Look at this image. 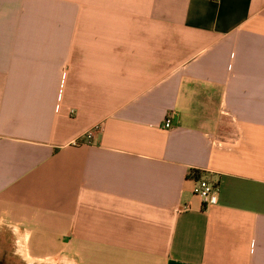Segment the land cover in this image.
I'll return each mask as SVG.
<instances>
[{"label":"crops","instance_id":"obj_1","mask_svg":"<svg viewBox=\"0 0 264 264\" xmlns=\"http://www.w3.org/2000/svg\"><path fill=\"white\" fill-rule=\"evenodd\" d=\"M8 231L30 264H264V0H0Z\"/></svg>","mask_w":264,"mask_h":264},{"label":"built area","instance_id":"obj_2","mask_svg":"<svg viewBox=\"0 0 264 264\" xmlns=\"http://www.w3.org/2000/svg\"><path fill=\"white\" fill-rule=\"evenodd\" d=\"M172 126V122L170 120L166 121L165 128L169 129ZM94 137V132H89L85 135L84 141L86 140H92ZM80 142H77L76 144H80ZM193 177V176H192ZM194 181V187L193 191L194 194L198 197H200L203 200V203L205 206H208L215 200V192L217 191L216 185L209 181L208 179L199 177L195 178L193 177Z\"/></svg>","mask_w":264,"mask_h":264},{"label":"rangeland","instance_id":"obj_3","mask_svg":"<svg viewBox=\"0 0 264 264\" xmlns=\"http://www.w3.org/2000/svg\"><path fill=\"white\" fill-rule=\"evenodd\" d=\"M3 238L4 239L0 241V264H30L21 260V258L15 254L16 246L12 233L10 231H8L7 235H5ZM43 264H47V263H43ZM49 264H53V263H49ZM56 264H62V263L60 262Z\"/></svg>","mask_w":264,"mask_h":264},{"label":"trees","instance_id":"obj_4","mask_svg":"<svg viewBox=\"0 0 264 264\" xmlns=\"http://www.w3.org/2000/svg\"><path fill=\"white\" fill-rule=\"evenodd\" d=\"M191 176H193V177H195V178H199V177H201V172L200 171H192L191 172V174H190Z\"/></svg>","mask_w":264,"mask_h":264}]
</instances>
